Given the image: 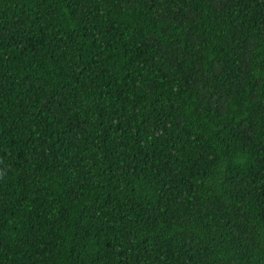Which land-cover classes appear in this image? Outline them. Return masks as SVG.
<instances>
[{
  "label": "trees",
  "instance_id": "1",
  "mask_svg": "<svg viewBox=\"0 0 264 264\" xmlns=\"http://www.w3.org/2000/svg\"><path fill=\"white\" fill-rule=\"evenodd\" d=\"M0 264H264V0H0Z\"/></svg>",
  "mask_w": 264,
  "mask_h": 264
}]
</instances>
